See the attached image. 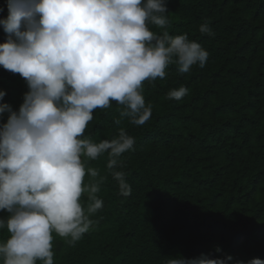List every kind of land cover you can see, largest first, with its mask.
I'll return each mask as SVG.
<instances>
[{"label": "trees", "instance_id": "trees-1", "mask_svg": "<svg viewBox=\"0 0 264 264\" xmlns=\"http://www.w3.org/2000/svg\"><path fill=\"white\" fill-rule=\"evenodd\" d=\"M0 7L5 18L6 0ZM167 8L165 28L149 29L187 34L209 52L206 65L182 74L173 63L163 79L146 80L152 115L144 125L121 117L116 101L94 110L84 136L99 143L124 130L134 147L113 169L108 153L82 157L98 171L84 184H99L103 206L79 241L53 233L54 264H167L201 254L264 260V0H167ZM205 23L212 34L199 31ZM181 86L188 90L183 98H167ZM0 91L2 103L18 110L28 87L0 67ZM113 171L125 173L129 195L120 194ZM81 203H90L88 193ZM8 238L0 229V242Z\"/></svg>", "mask_w": 264, "mask_h": 264}, {"label": "clouds", "instance_id": "clouds-1", "mask_svg": "<svg viewBox=\"0 0 264 264\" xmlns=\"http://www.w3.org/2000/svg\"><path fill=\"white\" fill-rule=\"evenodd\" d=\"M6 6L0 67L19 74L28 91L18 110L2 103L6 91H0V212L7 213L0 216V229L9 234L0 242V264H54L53 233L79 241L92 227L90 216L103 206L96 196L99 184H84L86 175L95 178L98 171L86 168L82 157L95 160L108 153L107 167L113 169L134 147L124 130L99 143L84 136L94 110L116 101L124 106L121 117L144 125L152 115L144 82L163 79L173 63L182 74L194 65L203 68L209 52L187 34L149 29L167 25V0H6ZM199 31L212 34L207 23ZM187 91L171 89L167 98L180 100ZM112 175L120 194L129 195L125 173ZM229 262L245 264L211 254L177 256L167 264Z\"/></svg>", "mask_w": 264, "mask_h": 264}]
</instances>
